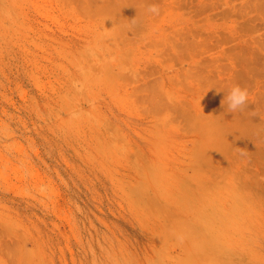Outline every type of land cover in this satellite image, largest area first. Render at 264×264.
<instances>
[{
  "label": "rangeland",
  "instance_id": "374dc122",
  "mask_svg": "<svg viewBox=\"0 0 264 264\" xmlns=\"http://www.w3.org/2000/svg\"><path fill=\"white\" fill-rule=\"evenodd\" d=\"M0 264H264V0H0Z\"/></svg>",
  "mask_w": 264,
  "mask_h": 264
},
{
  "label": "clouds",
  "instance_id": "9594fccd",
  "mask_svg": "<svg viewBox=\"0 0 264 264\" xmlns=\"http://www.w3.org/2000/svg\"><path fill=\"white\" fill-rule=\"evenodd\" d=\"M147 11L154 15L159 14V5L151 4ZM218 92V91H217ZM219 93V92H218ZM249 93L246 88H241L239 85L233 86L227 94H224L221 100V106L224 107L225 100L227 101V108L229 112L243 111L247 106Z\"/></svg>",
  "mask_w": 264,
  "mask_h": 264
}]
</instances>
